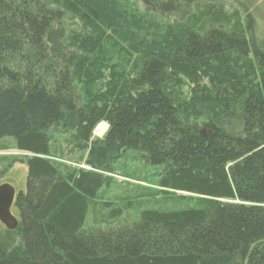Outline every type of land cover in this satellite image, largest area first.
I'll use <instances>...</instances> for the list:
<instances>
[{"label":"trees","instance_id":"trees-1","mask_svg":"<svg viewBox=\"0 0 264 264\" xmlns=\"http://www.w3.org/2000/svg\"><path fill=\"white\" fill-rule=\"evenodd\" d=\"M137 3L0 0V140L28 154L0 264H264L252 4ZM126 150L161 168L156 182L111 178Z\"/></svg>","mask_w":264,"mask_h":264},{"label":"rangeland","instance_id":"rangeland-1","mask_svg":"<svg viewBox=\"0 0 264 264\" xmlns=\"http://www.w3.org/2000/svg\"><path fill=\"white\" fill-rule=\"evenodd\" d=\"M227 2L230 0H226ZM261 1V0H259ZM129 4H135L141 9L140 5L137 3V0H127ZM252 10H254V14L256 17L257 30L260 38L264 40V1L259 5V2H253ZM229 9V7H228ZM122 70V67H120ZM108 71H106V75ZM107 131V125L103 122L99 123L97 127L93 131L92 139L102 138ZM58 143L62 148V140L61 136L58 135ZM64 145V144H63ZM14 139L12 138H4L0 140V159H5L0 161V169L4 167H8L11 164V168L8 171L9 173L2 180L1 183L9 184L13 187L16 194L19 192H25L26 190V166L24 164L25 158L28 157V154L21 153L13 149ZM65 148H67L65 146ZM63 149V148H62ZM61 155L64 156V161H77L80 158V154L78 152H71L68 149H63ZM142 154L138 151L134 150H126L122 153V156L119 160H117L113 165L114 174L110 175L111 178L117 179L118 181H128L130 183H137L138 181H144L146 183H152L157 181V176L161 171V168L152 167L148 163H146L143 159H141ZM67 164H71L70 162H66ZM83 167V166H80ZM137 181V182H136ZM107 188L105 185L103 189L100 191H104ZM112 192H116L115 189ZM98 204L102 205V203L109 202L108 197L104 196L102 200L99 198Z\"/></svg>","mask_w":264,"mask_h":264},{"label":"water","instance_id":"water-1","mask_svg":"<svg viewBox=\"0 0 264 264\" xmlns=\"http://www.w3.org/2000/svg\"><path fill=\"white\" fill-rule=\"evenodd\" d=\"M15 197L16 192L12 186L0 185V223L9 231L15 230L18 226L17 219L11 212Z\"/></svg>","mask_w":264,"mask_h":264}]
</instances>
